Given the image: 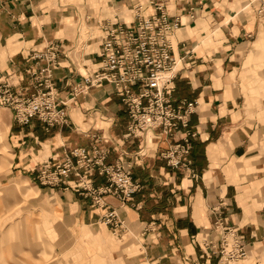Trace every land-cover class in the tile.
<instances>
[{
  "label": "crops",
  "instance_id": "0c3cea01",
  "mask_svg": "<svg viewBox=\"0 0 264 264\" xmlns=\"http://www.w3.org/2000/svg\"><path fill=\"white\" fill-rule=\"evenodd\" d=\"M249 2L166 3L169 15L184 21L173 35L179 60L170 88L176 100L197 101L189 123L196 133L192 165L178 169L160 153L180 141L181 129L130 136L111 86L69 94L81 74L99 68L100 21L130 23L134 3L144 5L143 15L150 14L146 0H0V78L23 81L31 51L55 43L61 57L52 82L68 119L65 126L45 128L34 118L19 126L10 110L0 107L8 122L9 171L37 186L39 166L51 165L70 148L90 143V134H100L108 138L106 162L131 167L140 183L127 203L103 196L124 220L118 232L101 222L105 207L76 192L72 174L42 187L58 207L60 227L70 234L62 247L64 264H220L202 243L219 237L217 218L241 236L248 260L240 264H264V91L259 80L264 17H256V2ZM91 181L101 185L105 177L94 175Z\"/></svg>",
  "mask_w": 264,
  "mask_h": 264
},
{
  "label": "built area",
  "instance_id": "2783aa9c",
  "mask_svg": "<svg viewBox=\"0 0 264 264\" xmlns=\"http://www.w3.org/2000/svg\"><path fill=\"white\" fill-rule=\"evenodd\" d=\"M168 1L146 0L151 11L147 15H143L144 5L132 4L128 24L119 19L100 21L99 68L97 72L81 74L80 80L70 86L69 94L75 97L103 84L111 86L128 118L126 131L130 136L144 137L147 129H158L170 135L181 129L180 141L170 143L160 155L172 168L190 169L189 154L196 133L189 123L197 101L176 100L170 88L179 60L173 52L176 46L173 35L184 21L179 15H169ZM254 2L255 16L264 17V1L251 0L249 4ZM187 15L192 18L193 8ZM60 57L57 45L48 42L41 50H32L28 55L29 64L22 69L23 81L17 75L15 81L0 78V107L10 110L14 124L26 126L34 118L45 128L67 125L66 105L55 97L52 82V70ZM90 135V143L70 148L51 165L39 166L37 180L51 186L72 174L76 192L90 199L91 204L105 207L101 222L118 232L124 220L114 208L107 206L103 196L110 194L121 203H127L133 200L140 183L133 180L131 167L122 166L118 160L106 162L108 138ZM94 175H103L105 181L101 185L92 183ZM214 227L219 228L215 243L206 239L202 243L211 247V253L217 255L220 264H240L237 260L247 256V251L236 228L224 225L220 218L215 220Z\"/></svg>",
  "mask_w": 264,
  "mask_h": 264
},
{
  "label": "rangeland",
  "instance_id": "374dc122",
  "mask_svg": "<svg viewBox=\"0 0 264 264\" xmlns=\"http://www.w3.org/2000/svg\"><path fill=\"white\" fill-rule=\"evenodd\" d=\"M263 61L264 55L259 70L264 91ZM7 125L0 108V264H64L62 247L70 234L60 227L58 207L47 198L44 185L9 171Z\"/></svg>",
  "mask_w": 264,
  "mask_h": 264
},
{
  "label": "bare ground",
  "instance_id": "6f19581e",
  "mask_svg": "<svg viewBox=\"0 0 264 264\" xmlns=\"http://www.w3.org/2000/svg\"><path fill=\"white\" fill-rule=\"evenodd\" d=\"M151 131H152L151 129H147V130L144 132V137H147L146 134L151 133ZM151 134H152V133H151Z\"/></svg>",
  "mask_w": 264,
  "mask_h": 264
}]
</instances>
